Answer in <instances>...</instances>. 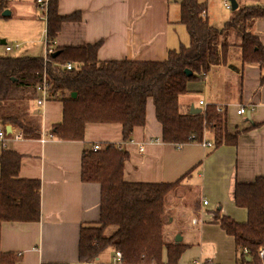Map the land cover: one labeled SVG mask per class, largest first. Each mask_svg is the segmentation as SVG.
Masks as SVG:
<instances>
[{
    "label": "crops",
    "instance_id": "1",
    "mask_svg": "<svg viewBox=\"0 0 264 264\" xmlns=\"http://www.w3.org/2000/svg\"><path fill=\"white\" fill-rule=\"evenodd\" d=\"M239 1L243 2L236 0L237 5ZM197 2L205 6V17H201L209 23L220 27L229 15V11H225L227 16H222V9L229 10L222 5V0ZM5 11L9 14L2 16ZM37 11L35 0H4L1 3L0 23L10 18L12 24L18 27L23 22H28L32 27L38 24ZM56 11L60 16L78 12L80 20L63 22L54 46L98 44L97 58L100 61H162L166 59L169 49H177L188 43V34L185 44L177 39L179 28L186 31L185 25L180 22L181 2L57 0ZM252 32L264 46V20L254 22ZM42 37L43 33L41 40ZM16 43L20 44L18 41L8 43L0 38V45L6 53L1 55L34 56L27 53L8 54L17 53L22 47H30L20 44L18 49L5 50L6 45ZM31 43L34 46L37 41ZM261 78H264V69L256 64L242 65L240 49L231 47L223 54L221 64L212 66L197 81L187 83L191 98L186 97L184 101L179 97V103L187 111L192 107L202 110L208 104L221 108L225 140L217 146L214 134L204 131L202 141L209 142L210 147L202 142H163L161 125L150 98L146 105L145 124L135 127L130 140L124 142L118 123H87L82 141L51 137L49 131L52 126L63 120L62 102L57 97L39 106L32 101L30 111L41 117L40 138L24 139L21 133L16 137L20 129L9 125L11 131L0 139V154L4 151L20 154L19 177L40 181V220L31 223L3 222L0 227L1 251L13 254L15 264L79 263L80 229L86 224L99 222L101 203L100 185L81 180V155L83 149H92L93 145L104 149L107 144H114L129 153L122 168L126 181L173 182L191 171L177 187L181 188L183 184L193 187L196 193L193 201L198 200L196 211L199 213L208 208L214 213L218 212L219 217L215 222L193 224L192 217L198 213L193 209L194 202H182L184 221L179 225L170 216V209L174 207L172 196L177 197L178 194H169L164 198L165 222L162 219L165 244L181 243L186 250H190L198 247L202 241L213 242L220 262H223V257L232 259L238 248L233 237L223 233L222 221L228 217L244 223L248 215L245 207L235 204V186L238 182L250 183L264 177V80L261 82ZM241 106L245 107V113L237 114ZM0 127L6 126L0 124ZM236 133V144L228 143L226 136ZM202 200L208 201V207L202 205ZM177 236L181 237L180 242H175ZM203 258L213 260L201 254L199 259H193L189 264H201ZM162 261L167 260L162 258ZM232 262L240 264L239 256L233 258Z\"/></svg>",
    "mask_w": 264,
    "mask_h": 264
},
{
    "label": "trees",
    "instance_id": "2",
    "mask_svg": "<svg viewBox=\"0 0 264 264\" xmlns=\"http://www.w3.org/2000/svg\"><path fill=\"white\" fill-rule=\"evenodd\" d=\"M56 4L57 0L47 17V35L53 43L63 22L80 20L78 12L60 16ZM203 10L205 6L197 0H181L180 22L185 25L188 43L169 49L162 61H100L98 44L55 47L56 55L45 58L0 55V124L17 126L24 139L40 138V117L30 111V102L36 98V87L45 81L47 90L63 104V120L52 126L51 137L82 141L87 123H118L123 142L129 141L133 129L145 124L150 98L163 142L198 143L208 129L216 130L215 144L221 145L225 140L223 119L215 106L208 104L200 112L190 113L179 103V97L188 91V82L221 64L231 47L240 49L242 65L256 64L264 69V46L252 32L254 22L264 20V2L239 1L220 27L203 19ZM68 62L76 63L72 70L65 68ZM237 135H227L226 141L235 145ZM128 155L126 149L114 144L96 151L83 149L81 180L100 185L101 203L99 222L80 229L78 260L92 261L112 246L123 254L125 264H178L186 246L165 244L162 239L164 196L191 171L173 182H129L122 173ZM21 159L14 151L0 154V227L3 222L40 220L41 183L19 177ZM234 201L247 209V221L238 223L225 217L223 233L233 237L241 264H264V254L258 255L264 249V177L238 182ZM214 215L216 221L218 212ZM109 226L114 230L107 235L104 231L112 228ZM95 241L98 248L93 247ZM163 249L167 251L165 263ZM143 255L146 261L140 263ZM15 263L13 254L0 249V264ZM201 264L222 262L206 259Z\"/></svg>",
    "mask_w": 264,
    "mask_h": 264
},
{
    "label": "rangeland",
    "instance_id": "3",
    "mask_svg": "<svg viewBox=\"0 0 264 264\" xmlns=\"http://www.w3.org/2000/svg\"><path fill=\"white\" fill-rule=\"evenodd\" d=\"M13 7L16 8V5H13ZM53 7H54L53 4L49 5L47 7V9H46V13L45 14L48 15V13L53 11ZM225 11H229L230 12V9L229 10H223L222 9V16L223 17L227 16V12H225ZM37 16H39V18L41 16H43L41 11H37L36 20H37ZM42 20L43 21H39V19H38L37 20L38 24H35L32 27L30 26V24L28 22H23L21 24V26L18 27L16 25L12 24V19H10V18L7 19L4 22H1L0 23V38L5 39V41H7L8 43H12V42L18 41L24 47L28 46V45L30 46V47H25V48L22 47L21 48L22 50L17 52V53H10V52H7V53L8 54H23V53H27V54H33L34 56H37V57L43 56L44 55L45 46L43 44V41L40 38H41L42 33H44L45 28H46V22H45L44 18H42ZM177 32H178L177 39H179V41L181 43L185 44L187 42V33H186V31L184 32V30L182 28H179ZM34 40L37 41V44L33 46L31 41H34ZM23 43L25 45H23ZM1 54H6L4 52V48H3L2 45H0V55ZM73 64L76 65V63H73ZM194 81H197V80H194ZM188 95H189V92H186L185 94H182L180 96V100H181V97H182L183 100L186 97H190ZM36 97H37V95H36ZM34 100H33V102L35 103ZM31 107H32V101L30 102V109H31ZM215 109H216V107H215ZM40 121H41V117H40ZM204 131H209V130L207 129V130H204ZM204 131H203V133H204ZM19 132L22 133L21 130ZM211 132L214 134L216 132V130H212ZM169 194H178L177 197L172 196L173 198L171 200L173 202L174 207H171V209H170V216L175 218L177 224L180 225L184 221L183 214H184L185 210H184V206H182V202L186 203V204H188L190 200H191L192 203L194 202L193 203V209L195 210V212H198V213L194 214V216L192 215L193 216L192 220L200 218L199 211H196L198 200L196 199V201H193L194 198H195V195H196L195 190L193 189V187L186 186L185 184H183L181 186V188H178L176 186L175 188L170 190L167 194H165L164 198L166 199ZM192 203H190V204H192ZM187 209L189 210L188 207H187ZM163 215H164V207H163L162 219L165 222V219H164ZM166 219H167V217H166ZM109 227H112V228H108V229H106L104 231V233L107 234V235L111 231L114 230L113 226H109ZM175 227H176V225H175ZM164 230H165V226H164ZM166 231H167V228H166ZM185 240H187L186 236H185ZM98 246L99 245L97 244V241L93 242V247L98 248ZM185 250H186V248H185ZM238 250H236V252H235L236 254L232 256V259L228 258L227 254L224 252L225 256H227L225 258L227 260H229V262H232L233 258L236 259L239 256L238 255ZM112 252H113V247L112 246L111 247H106L102 251H100V253L97 255L98 256L97 258H99V260L102 261V262H107L110 259V257L112 256ZM201 254L203 256H206L207 258L210 257L214 261H220V258L217 255V247L215 246V243L202 241V242H200V245L198 247H196L195 249L186 250L181 255V257H180V259L178 261V264H189L191 260L199 259L201 257ZM162 255H163L162 258L167 260V251H166V249H163ZM225 258L223 257V259H221V260H223L222 263L227 261V260H225ZM203 259L206 260V258H203ZM85 262H87V261H85ZM83 263L84 262H79V264H83Z\"/></svg>",
    "mask_w": 264,
    "mask_h": 264
},
{
    "label": "built area",
    "instance_id": "4",
    "mask_svg": "<svg viewBox=\"0 0 264 264\" xmlns=\"http://www.w3.org/2000/svg\"><path fill=\"white\" fill-rule=\"evenodd\" d=\"M55 0H35V3H36V7L39 11H41L42 15L39 19H42L44 18L45 22H46V28L44 30V33H43V37H42V41H43V44L45 46V50H44V55L43 57L45 58L48 54H54V44L51 39L48 37L47 35V17L48 15L45 14L46 13V9L49 5H52L54 3ZM222 5L226 8V9H230L231 8V5L229 3L228 0H222ZM203 17H205V11L203 10V13H202ZM20 46V44L16 43L14 45H10V46H5V50L6 51H12L14 49H18ZM75 65L71 62H68L65 64V68L67 70H72V68L74 67ZM36 91H37V97L35 98V102L36 104L39 106V105H43L46 101H49V100H52L54 99L55 97H57L56 95H53L51 94L48 90H47V87H46V83L45 81H43L42 84L38 85L36 87ZM200 104L204 105L203 102H200ZM216 110L218 112L221 111V108L220 107H216ZM245 113V107L241 106L237 109V114H244ZM6 134V130H5V127H0V139H3V137L5 136ZM22 134V133H21ZM20 135V132L17 131V135L16 137ZM203 145L205 146H208L210 147L211 144L209 142H204L202 141ZM92 149L94 151L96 150H100L101 148L99 147V145H93ZM202 205L204 207H208V201L207 200H202ZM193 224H196V223H205V222H215V215H214V212L210 211L209 208L208 209H204L201 213H200V218L199 219H194L192 220ZM244 252L247 253V250L244 249ZM264 254V249H260L258 251V255L260 257H262ZM146 261V258L144 257V255L140 258V263H145ZM79 264V263H77ZM83 264H125L124 263V257H123V254L120 252V251H117V250H114L113 249V252H112V256L110 257V259L107 261V262H102L99 260V258H95L94 260L92 261H88V262H84ZM197 264V263H195ZM222 264H234L232 262H229V261H226Z\"/></svg>",
    "mask_w": 264,
    "mask_h": 264
},
{
    "label": "water",
    "instance_id": "5",
    "mask_svg": "<svg viewBox=\"0 0 264 264\" xmlns=\"http://www.w3.org/2000/svg\"><path fill=\"white\" fill-rule=\"evenodd\" d=\"M171 2H173V3H180L181 0H171ZM229 2H230V5H231V9H232V10H235V9L237 8L236 0H229ZM7 14H9V12H8V11H5V12L2 13V16H5V15H7ZM55 55H56V53H55L53 56H55ZM187 73L189 74L190 71H187ZM71 96H72V97H75V93H72ZM200 111H201L200 109H198V108H194V107H192V108L190 109V113H198V112H200ZM5 129H6V132H7V133H9V132L11 131V128H10L9 125H6ZM180 241H181V237H180V236H177V237L175 238V242H180Z\"/></svg>",
    "mask_w": 264,
    "mask_h": 264
}]
</instances>
